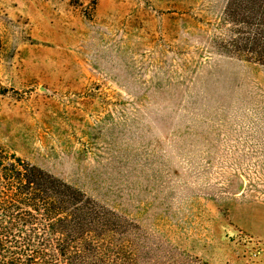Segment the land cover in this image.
I'll use <instances>...</instances> for the list:
<instances>
[{"label":"rangeland","instance_id":"374dc122","mask_svg":"<svg viewBox=\"0 0 264 264\" xmlns=\"http://www.w3.org/2000/svg\"><path fill=\"white\" fill-rule=\"evenodd\" d=\"M228 2L0 0V145L164 264H264V65Z\"/></svg>","mask_w":264,"mask_h":264},{"label":"trees","instance_id":"16d2710c","mask_svg":"<svg viewBox=\"0 0 264 264\" xmlns=\"http://www.w3.org/2000/svg\"><path fill=\"white\" fill-rule=\"evenodd\" d=\"M225 21L228 52L264 65V0H229ZM140 240L127 220L0 145V264L178 263L139 254Z\"/></svg>","mask_w":264,"mask_h":264},{"label":"water","instance_id":"95a60500","mask_svg":"<svg viewBox=\"0 0 264 264\" xmlns=\"http://www.w3.org/2000/svg\"><path fill=\"white\" fill-rule=\"evenodd\" d=\"M239 190H242V187H240V189Z\"/></svg>","mask_w":264,"mask_h":264}]
</instances>
